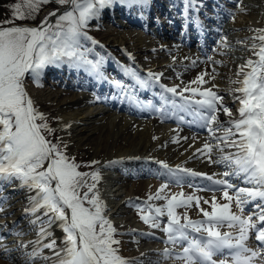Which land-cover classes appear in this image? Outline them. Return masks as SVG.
I'll list each match as a JSON object with an SVG mask.
<instances>
[{
	"label": "snow or ice",
	"instance_id": "6c2138e0",
	"mask_svg": "<svg viewBox=\"0 0 264 264\" xmlns=\"http://www.w3.org/2000/svg\"><path fill=\"white\" fill-rule=\"evenodd\" d=\"M50 2L21 0L12 6L13 16L0 21V192L4 184L20 182L19 187L29 193L24 211L32 217L30 223L38 232L36 241L25 243L20 240L17 248L33 245L26 253L24 264H35L37 258L46 264H143L138 258L120 255L121 241L116 237L124 233H118L103 214L104 204L96 190L101 179L99 171L79 170L82 165L67 153L68 145L55 135L56 129L49 125L46 114L36 107L26 78L41 86L43 71L49 66L62 65L89 66L99 74L103 58L89 59L92 49L85 45L87 41L98 43L88 35L90 22L115 3L143 8L148 6V0H56L60 6H66L63 12L56 9L36 27L15 24L17 19L34 18L41 6ZM194 5L195 0H185V12ZM53 16L55 22L50 20ZM254 32L255 35L249 38L253 42L248 47L257 59L249 58L240 66L238 76L242 78L234 81L239 86L232 90L233 101L239 104L238 116H234L224 97L214 90L216 85L201 87L208 83L205 80L207 73H202L183 88L162 85L165 92L179 97L177 101L163 96L165 103L195 115L199 126L208 132L212 143L205 141L197 152L206 155L210 162L229 169L223 173L225 177H238L242 183L250 185L235 187L228 179H214L179 166L173 169L165 162L157 161L167 170V181L146 201L134 206L147 212L141 215L144 223L166 233L169 247L161 253L165 260L181 261L182 264H264V29ZM238 43L245 44L246 41ZM129 72L141 86L148 85V81L140 79L133 69ZM149 75L153 80L159 79L156 74ZM113 83L124 87L120 81ZM191 84L197 87H191ZM159 111L163 112V108ZM221 113L228 117L226 121L220 120ZM68 127L70 125H65ZM214 149L219 155L212 161ZM97 163L92 161L86 166ZM197 176L222 187L200 188L185 179ZM185 183L198 191H222V199L227 202H218L215 195L203 198L195 193L171 192L170 184L183 188ZM229 189H235L233 195L229 194ZM154 201L165 203L156 206ZM6 203L7 198L0 195V214L6 210ZM248 205L252 207L245 215ZM193 206L201 218L189 216ZM180 208L184 209L182 213L177 212ZM53 225L65 234L60 245L54 238L43 242L52 236L49 229ZM4 227L0 224V228ZM15 235L19 238L23 233ZM4 239L0 235V251L8 253L10 250L4 245ZM250 240L257 242L255 247L251 246ZM43 249H49L51 255H44ZM141 256L146 254L141 253Z\"/></svg>",
	"mask_w": 264,
	"mask_h": 264
},
{
	"label": "bare ground",
	"instance_id": "6f19581e",
	"mask_svg": "<svg viewBox=\"0 0 264 264\" xmlns=\"http://www.w3.org/2000/svg\"><path fill=\"white\" fill-rule=\"evenodd\" d=\"M227 2L232 5L237 3V0H196L195 7L189 6L187 12L181 9L180 0H148V6L143 8L115 3L103 9L98 17L100 22L114 23L116 31L112 32L113 37L97 44L91 41L88 43L89 48L92 49L90 54L95 55L100 52L107 57L106 62L101 64L99 74L87 66L78 68L69 65L56 68L49 66L40 78L44 83L42 88L36 89L27 85L35 103L40 100L48 101L53 109L60 113L59 122L64 133L71 134L74 138L71 144H76L79 149L84 150L88 147L93 148L95 153L93 161H98L100 167H110L114 170L106 176L113 183L111 187L107 188L108 184H106L96 190L103 201L104 209L109 212L111 223L121 228L118 233H124L117 235V239L121 241L120 255L124 258H138L143 264H157V262L177 264L176 261L165 260L161 256L163 250L169 247L166 243V233L151 228L141 217L138 222L143 223L145 228L135 225L134 217L130 214V209L128 210L129 205L136 199L146 201L150 194H154L167 181V170L157 161L165 162L173 169L179 166L208 176H213L219 169H223L220 171L222 177L214 176V179H228L235 187H250L242 183L238 177H225L223 173L229 169L222 164L210 162L206 155L197 152L205 141L212 143L208 132L199 126L195 115L175 109L163 99V96H168L179 101V97L165 92L162 85L166 87L180 85L183 88L202 73H207L205 80L208 83L201 87L209 88L216 85L214 90L224 97L225 104L232 110L234 116H238L239 104L234 103L232 90L239 85L234 81L242 78L238 76L239 68L245 65L247 59H257L248 46L253 42L249 38L255 35L254 30L264 29V0H239L236 8H227ZM205 7L217 9L218 13H214L213 16L214 14H210ZM230 9V13H226V10ZM154 10L161 11L167 22L155 21ZM235 12L242 14L235 15ZM55 18V16L50 17L51 22ZM212 19H215L219 25L217 31L212 29L214 25L211 23H215ZM42 20L37 24L17 25L36 27ZM149 20L152 22L148 23ZM147 23V29H144ZM151 23L154 27L149 28ZM164 24H171L174 30L170 32L164 28ZM181 26L182 30H180ZM190 35L198 39L200 42L198 46H202L206 57L194 52L195 50L186 51L184 46L182 47V43H187ZM239 41L246 43L241 44L238 43ZM211 43L218 47L213 49ZM209 47L210 51L213 50L215 53L209 55L207 52ZM114 50L118 51L119 58L113 54L116 53ZM205 59L214 63L211 68L204 64ZM130 63L137 65L142 77L148 81L147 86H141L122 70L124 64ZM106 68L109 72L113 70L122 74L123 88L107 85L106 78L102 76ZM150 73L156 74L159 79L153 80ZM46 76L51 79L48 81ZM66 76L67 78L73 76L76 81L66 82V79L64 80ZM212 76H215V79H211ZM58 78L75 92L68 94L70 90L64 92L52 90L51 87H54ZM47 85H50L51 89L46 88ZM190 86L197 87L196 84ZM62 94L66 95L60 97L63 96ZM161 108L163 112L159 111ZM134 116L148 117L149 120L139 123L132 120ZM180 117H183V120ZM219 118L221 121L228 119L223 113ZM165 119L172 120L177 124L176 127L158 128ZM65 125L70 127L65 128ZM201 130L205 133L199 134ZM226 151L232 150L226 149ZM218 155L214 149L212 161H215ZM148 176L152 178L147 179ZM185 179L199 187L216 186L203 176ZM19 183L13 181L11 185L4 184L3 191L0 192V195L7 198L6 210L0 214V224L5 225L4 228H0V235L5 238L3 243L10 250L8 253L0 251V264H24L26 253L32 250L33 245L29 244L26 249H18L17 244L20 240L27 243L38 238L37 227L30 223L32 217L24 211L28 206L29 193L26 189L20 188ZM170 190L172 193H179L171 187ZM231 190L235 191V189ZM182 191L185 194L195 193L203 198H211L215 195L218 202H227L211 191H195L188 187L187 183L184 184ZM153 203L159 206L165 202ZM232 207L235 211V203ZM246 207L251 209V205ZM183 211V208L177 209L178 213ZM248 213L244 212L245 215ZM188 214L193 219L201 218L195 206ZM49 231L52 236L43 242L47 243L54 238L57 245H60L65 235L62 229L53 225ZM17 232H22L23 236L18 238L15 235ZM141 233L154 235H141ZM249 243L255 247L257 242L250 240ZM141 253H145L146 256L142 257ZM43 254L51 255V252L49 249H43ZM35 264H46V262L37 258Z\"/></svg>",
	"mask_w": 264,
	"mask_h": 264
},
{
	"label": "rangeland",
	"instance_id": "374dc122",
	"mask_svg": "<svg viewBox=\"0 0 264 264\" xmlns=\"http://www.w3.org/2000/svg\"><path fill=\"white\" fill-rule=\"evenodd\" d=\"M230 2V1H229ZM229 2H227V4H226V7L227 8H229V7H234V8H236L239 4L238 3H234V4H232V5H229L228 3ZM16 3H21V0H0V21H5V20H8V19H10L12 16H13V12H14V10H13V8H12V6L14 5V4H16ZM58 7H60V5L58 4V3H56V0H51V2L50 3H48V4H45V5H42L41 6V9H40V11L38 12V14H36L35 15V17L34 18H29V19H23V20H20V19H17V20H15V24H23V23H32V24H37V23H39L40 22V20H42V18L44 17V16H46L47 14H49V13H51V12H53L55 9H57ZM183 8V7H182ZM23 10V9H22ZM205 10H208V12H211L209 9H208V7H205ZM242 14V13H240V12H235L234 14L235 15H237V14ZM154 20L156 21V20H161V21H164V22H167L166 20H165V18H164V16L163 15H159L158 14V12L156 11V10H154ZM201 15V14H200ZM243 16V15H242ZM55 20H56V18H55ZM55 20L53 21V22H55ZM101 20V19H100ZM153 20V21H154ZM153 24L151 23L150 25H149V28H151V26H152ZM165 26H164V28L165 29H168V30H170V32H172V30H174V27L173 26H171V24H164ZM5 26H8V25H5ZM152 27H154V26H152ZM172 28V29H171ZM180 30H182V26L180 27ZM87 31H88V35L92 38V40H94V41H97V42H102V41H106V40H110L112 37H113V35H112V32H115L116 31V28H115V25H114V23L113 22H100V21H98V18L97 19H93L91 22H90V24H89V27H88V29H87ZM90 41H87V42H85V45H86V47H89L88 46V43H89ZM198 42L197 43H193V45L192 44H188V43H182V47L184 46V49L186 50V51H194V52H196V53H199L200 55H202V56H204V57H206V53H204V50H202L201 48H199L198 47ZM211 46L213 47V49H216L217 47H218V45H216V44H214V43H211ZM114 52H116V53H113L114 55H115V57H117V58H119L118 57V55H119V53H118V51H116V50H114ZM207 52H209V55H211V54H213V53H215V51H213V50H211L210 51V47L208 48V51ZM208 55V57H210ZM88 58L89 59H93V60H100L101 58H103V64L105 63V60L107 59V57H106V55H104V53H98V54H95V55H92V54H88ZM131 65H128V64H124L122 67H123V71H125L128 75H130L131 77H133L136 81H137V79L134 77V76H132L131 74H130V72H129V69H133L135 72H136V75L140 78V79H142V80H144V78L141 76V75H139V73H138V71L136 70V68H135V66H137V65H133V63H130ZM203 64V63H202ZM204 64H206L209 68H211V65L212 64H214L212 61H210V60H207V59H205V61H204ZM88 68H90L89 66H87ZM223 67V66H222ZM54 68H56V67H54ZM48 81L51 79V77H45ZM62 78H63V76H62ZM60 78H58V80H57V83H55L53 86L54 87H51L50 85H47V86H45L46 88L48 87L49 89H51L52 88V90H57V91H59V92H64L65 90H70V91H68V94L69 93H73V92H75V91H73L71 88H68V87H66L65 86V84H64V82H60V80H59ZM66 79V80H65ZM64 80L66 81V82H75L76 81V79L73 77V76H70V77H68L67 78V76L64 78ZM60 83V84H59ZM122 84L124 83V81L123 82H121ZM138 83V82H137ZM44 83H42V80L40 79V85L41 86H37V84H35L34 82H33V80L31 79V78H26V85H28V86H33V87H35L36 89H40V88H42L44 85H43ZM139 84V83H138ZM107 85H108V83H107ZM110 87H118L116 84H114L113 82L109 85ZM51 87V88H50ZM63 96H60V97H64V95H66V94H62ZM39 102V103H38ZM35 105H36V107L41 111V112H43V113H45L46 114V116H47V122L49 123V125L52 127V128H54V129H56V133H55V135L56 136H58V137H60L61 136V138H63V140H64V142L68 145V147H67V149H66V151H67V153L70 155V156H72V157H74L75 158V160H76V162L78 163V164H80V165H82V167L79 169L80 171H82V172H92V171H96V170H98L99 171V173H100V175H103L102 177H101V179L99 180V182L97 183V189H100V188H102L104 185H106V184H108V186H106L107 188H110L111 187V185L113 184V183H111L109 180H108V178L106 177V176H108V173L111 171V172H114V170L113 169H111L110 167L108 168V167H105V166H101L100 167V165H99V163H97V164H95V165H92L91 167H87L86 165H90L91 164V162L93 161V159H94V150H93V148H90V147H88L87 148V150H84V149H79L78 148V146L76 145V144H71L72 143V141H73V137H72V135L71 134H66V133H64V129H63V127H62V124L59 122V120H60V113L58 112V111H56L55 109H53V106H51L50 105V103L48 102V101H45V100H40V101H36V103H35ZM112 111V110H111ZM53 117V118H52ZM144 118V119H143ZM132 120H135V121H142V122H145V121H148L149 120V118L148 117H141V118H138V117H136L135 118V116L132 118ZM139 122V123H140ZM175 125H177L176 123H174V122H171L170 120H165V122L164 121H162V123H160L159 124V126H158V128H166V127H174ZM161 126V127H160ZM176 127V126H175ZM205 132L204 131H200L199 132V134H204ZM76 152V153H75ZM123 165V164H122ZM122 167V166H121ZM96 169V170H95ZM105 170V171H104ZM221 170H223V169H219V171H217L216 173H214V175H213V177L215 176L216 178L217 177H219V176H221L222 177V175H221ZM108 171V172H107ZM107 172V173H106ZM220 172V173H219ZM150 178H152V176H148V178L147 179H150ZM103 180V181H102ZM109 181V182H108ZM109 183H111L110 185H109ZM171 186V188H173V190H175L176 192H180V191H182L183 190V188H181V187H178V186H176L175 184H170ZM99 186V187H98ZM101 186V187H100ZM218 187H222V186H218ZM217 187V188H218ZM191 189H193V190H195V191H198L197 190V188H194V187H190ZM200 188H204V187H200ZM229 191V194L230 195H233V193H234V191L233 190H231V189H229L228 190ZM212 194H216L217 196H220L221 198H222V196H223V193H222V191H215V193L214 192H212ZM144 200L143 199H136L134 202H132L130 205H129V207H128V210L130 209V214L134 217L133 219L135 220V225L137 224V226H139V227H141V228H145V226H144V224L143 223H141V222H138L139 220V217H141V215H143V214H147V212H141V210L139 209V208H137V207H135L134 205H136V204H141L142 202H143ZM165 202V201H164ZM163 201H162V203H164ZM252 207V206H251ZM108 209H110V208H108ZM249 210H250V207H245V211L246 212H249ZM107 211V212H106ZM104 215H105V217L106 218H108L109 220L111 219L110 217H109V212H108V210H105L104 209V213H103ZM164 220H166L167 219V217H164L163 218ZM183 222V221H182ZM114 227H116L117 228V230H118V232L121 230V228L120 227H117V226H114ZM117 238V237H116ZM177 262V264H182V262L181 261H176Z\"/></svg>",
	"mask_w": 264,
	"mask_h": 264
},
{
	"label": "water",
	"instance_id": "95a60500",
	"mask_svg": "<svg viewBox=\"0 0 264 264\" xmlns=\"http://www.w3.org/2000/svg\"><path fill=\"white\" fill-rule=\"evenodd\" d=\"M65 7H66V6H64V7L60 6V7H59L60 12H63V11L65 10ZM58 14H59V13H58Z\"/></svg>",
	"mask_w": 264,
	"mask_h": 264
}]
</instances>
